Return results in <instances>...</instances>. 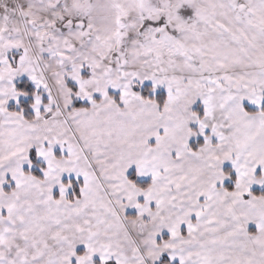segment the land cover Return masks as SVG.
<instances>
[{
    "label": "snow or ice",
    "instance_id": "obj_1",
    "mask_svg": "<svg viewBox=\"0 0 264 264\" xmlns=\"http://www.w3.org/2000/svg\"><path fill=\"white\" fill-rule=\"evenodd\" d=\"M0 264H264V0H0Z\"/></svg>",
    "mask_w": 264,
    "mask_h": 264
}]
</instances>
